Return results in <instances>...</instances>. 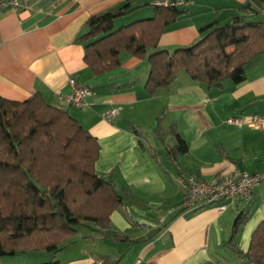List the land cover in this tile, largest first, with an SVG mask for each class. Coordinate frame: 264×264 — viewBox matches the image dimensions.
Here are the masks:
<instances>
[{
    "label": "crops",
    "instance_id": "obj_1",
    "mask_svg": "<svg viewBox=\"0 0 264 264\" xmlns=\"http://www.w3.org/2000/svg\"><path fill=\"white\" fill-rule=\"evenodd\" d=\"M19 1V9L9 8L0 16V96L23 101L40 93L48 103L68 110L99 141L97 172L131 193L128 203L112 214L108 237L83 232L56 261L252 264L243 263L237 250L246 253L254 230L264 223V183L254 189L249 204L237 200L225 211L212 204L184 209L183 190L175 177L193 174L211 180L236 171L264 172V128L227 122L231 116L264 115V56L248 67L242 83L206 89L182 73L170 88L149 95L146 60L124 53L118 70L96 76L79 40L91 16L126 0ZM153 1L133 0L141 7L129 16L133 21L153 16ZM245 2L194 0L164 30L159 46L173 50L190 45L202 27L228 22ZM123 20L130 23L123 17L116 24ZM71 78L92 89L88 110L65 98L73 91ZM113 108H120V115L107 119ZM176 133L185 139L188 151L174 160L170 148ZM247 210L249 219L231 243L235 221ZM116 234L129 240H111ZM0 264L31 263L1 257Z\"/></svg>",
    "mask_w": 264,
    "mask_h": 264
},
{
    "label": "trees",
    "instance_id": "obj_2",
    "mask_svg": "<svg viewBox=\"0 0 264 264\" xmlns=\"http://www.w3.org/2000/svg\"><path fill=\"white\" fill-rule=\"evenodd\" d=\"M132 1L91 16L88 30L79 37L85 62L96 76L118 70L125 53L148 62L149 95L170 88L182 73L206 89L222 88L227 82L245 81L248 67L264 56V0H246L240 14L224 24L202 27L193 43L173 50L162 49L160 37L187 6L153 3V16L117 27L118 19L141 7ZM170 149L175 160L188 145L176 133ZM99 155L98 139L40 93L23 101L0 96V258L57 254L75 245L83 232L109 236L112 214L128 203L131 193L97 172ZM249 213L237 217L231 243ZM110 239L129 240L118 234ZM237 253L243 263L264 264L263 222L254 230L248 251ZM113 262L108 258L100 264Z\"/></svg>",
    "mask_w": 264,
    "mask_h": 264
},
{
    "label": "built area",
    "instance_id": "obj_3",
    "mask_svg": "<svg viewBox=\"0 0 264 264\" xmlns=\"http://www.w3.org/2000/svg\"><path fill=\"white\" fill-rule=\"evenodd\" d=\"M194 0H154L153 3L162 7L189 6ZM19 0H0V16L9 8L19 9ZM73 91L67 97V101L79 108L88 110L90 102L88 97L92 95V89L77 83L75 78L69 80ZM120 115V108H113L106 116L112 119ZM227 122L240 127L250 126L253 128H264V115L255 114L251 116H231ZM176 181L183 190L182 207L193 208L197 205H216L219 211H225L229 204L237 200L249 204L252 200L253 191L264 183V172L250 173L248 171H236L230 176H219L211 180H203L196 175L178 174Z\"/></svg>",
    "mask_w": 264,
    "mask_h": 264
},
{
    "label": "rangeland",
    "instance_id": "obj_4",
    "mask_svg": "<svg viewBox=\"0 0 264 264\" xmlns=\"http://www.w3.org/2000/svg\"><path fill=\"white\" fill-rule=\"evenodd\" d=\"M126 17H129V20L128 21H130V22L133 21V19H134L132 16H129V15H127ZM119 22L117 21V23H119ZM121 23L122 24H116V26L118 27L120 25L125 24L126 23V20L125 21L123 20ZM119 243H120L121 246H123V247L125 246V244H123L121 242H119ZM33 254L32 253H27V254H22V255L6 256V257L7 258H12V259H15V260H27L31 264L32 263L33 264H42V263H46V262L56 261L61 256L60 253L54 254V253H51L50 252V253H43V255H42L43 257H40L39 258L38 255H36V254L33 255ZM56 256H57V258H53V257H56ZM40 262H42V263H40Z\"/></svg>",
    "mask_w": 264,
    "mask_h": 264
}]
</instances>
